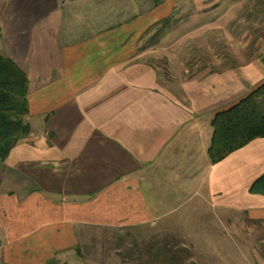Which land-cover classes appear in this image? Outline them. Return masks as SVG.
<instances>
[{
	"label": "crops",
	"instance_id": "1",
	"mask_svg": "<svg viewBox=\"0 0 264 264\" xmlns=\"http://www.w3.org/2000/svg\"><path fill=\"white\" fill-rule=\"evenodd\" d=\"M123 1L138 12L112 26L71 24L67 0L4 5L28 10L7 56L29 133L0 162V264H83L94 228L166 232L205 208L264 233V137L206 155L214 114L264 83V0Z\"/></svg>",
	"mask_w": 264,
	"mask_h": 264
},
{
	"label": "rangeland",
	"instance_id": "2",
	"mask_svg": "<svg viewBox=\"0 0 264 264\" xmlns=\"http://www.w3.org/2000/svg\"><path fill=\"white\" fill-rule=\"evenodd\" d=\"M7 1L0 0V55L4 56L8 55V49L16 48V42L25 41L26 33L21 28L26 27L22 23L28 13L22 8H6ZM92 1L67 0L66 6L59 10L71 24L74 20L86 23L108 15L104 21L111 26L130 20L132 13L138 12L117 9L124 5L123 0H100L98 6ZM134 2L141 3L126 0L125 5ZM130 22L127 30L132 26ZM202 211L206 213L203 217L179 218L177 212L166 218L159 226L166 228V232L139 234L129 228H94L83 234L78 251L83 264H264V233H254L242 216L235 218L239 224L235 227L228 218L216 216L206 208Z\"/></svg>",
	"mask_w": 264,
	"mask_h": 264
},
{
	"label": "trees",
	"instance_id": "3",
	"mask_svg": "<svg viewBox=\"0 0 264 264\" xmlns=\"http://www.w3.org/2000/svg\"><path fill=\"white\" fill-rule=\"evenodd\" d=\"M8 56L0 55V162L18 140L29 133L27 123L28 80L24 71ZM207 154L212 163L256 138L264 137V83L231 107L214 114ZM264 175L251 186L258 192ZM172 254V252H170ZM171 259H174L173 254ZM169 264H174L170 262Z\"/></svg>",
	"mask_w": 264,
	"mask_h": 264
}]
</instances>
